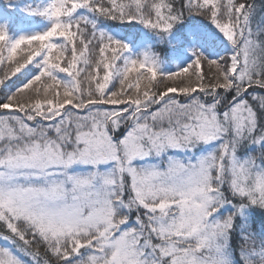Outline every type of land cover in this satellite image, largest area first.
<instances>
[{
	"label": "rangeland",
	"instance_id": "rangeland-1",
	"mask_svg": "<svg viewBox=\"0 0 264 264\" xmlns=\"http://www.w3.org/2000/svg\"><path fill=\"white\" fill-rule=\"evenodd\" d=\"M15 1L29 8L11 10L9 21L1 8ZM73 1L0 2V66L16 74L10 103L0 105V206L31 218L44 234L81 225L82 247L95 257L101 254L97 247L106 248L105 264H233L230 255L221 263L209 252L221 254L223 244L211 238L231 229L238 232L248 264H259L253 257L264 261V241H256L247 215L264 207V166L256 158L264 155V97L246 86L253 50L247 30L237 22L233 34L200 46L198 33L206 29L211 37L214 24L197 19L195 36L186 33L183 45L192 52L181 62L187 67L166 77L155 73L169 69L154 67L148 56L156 48L147 43L148 22L139 18L133 28H114L108 51L121 82L107 100L84 109L64 86L75 90L66 78L75 76L77 57ZM45 15L42 26L11 35L17 21ZM138 34L143 37L131 53ZM23 45L28 46L18 56L26 58H18L15 50ZM129 79L141 83L132 93L141 96L122 103ZM159 91V99L151 101ZM66 104L72 110L58 118ZM47 107L55 122L46 114L41 119L46 124L33 123L35 111ZM120 213L125 217L113 223L111 215ZM91 234L100 237L98 244ZM27 260L7 245L0 248V264H36Z\"/></svg>",
	"mask_w": 264,
	"mask_h": 264
},
{
	"label": "trees",
	"instance_id": "trees-1",
	"mask_svg": "<svg viewBox=\"0 0 264 264\" xmlns=\"http://www.w3.org/2000/svg\"><path fill=\"white\" fill-rule=\"evenodd\" d=\"M7 1L9 0H0V2ZM7 4L10 5L8 8H6ZM3 5L5 7L1 8V11H4L7 15L9 14V21L10 18L14 19L11 10L21 12L29 8L25 1L9 2ZM70 9L76 17L72 26L76 33L77 57L75 54L76 61L73 67L75 76L66 78H69L67 79L68 84H71V80L73 81L72 85L75 90L73 88L69 90L67 85L64 86L66 90L73 94V102L77 100V102L82 103L84 109L89 108L92 104L99 103L101 100H107L109 93L118 88L117 86L121 82V74L119 70H115L114 59L110 58L111 53L108 51V44L112 41V37H110L112 36L111 31L114 28H122L123 30L133 28L131 26L136 24L139 18L148 22L152 28V36L147 35V43H152L156 46L153 53L148 54V56H151L152 65L158 69H164V66L169 69L168 71H157L155 74L166 77L173 74L177 68L187 67V64H182L181 62L188 60L192 52L185 50L183 45L187 42L186 33L190 34V36H195L194 25L197 26V19L205 22H208L206 19H212V23L215 25L210 26L211 37H208L206 29L198 33L200 46H205L208 39L213 38V41L220 39L221 34H233L236 29L235 23L238 22L243 28V33L245 29L247 30L253 43V50L248 59V63H252L251 75L250 81L246 86L255 88L253 91H256V95L264 97V0H74L70 5ZM43 17L41 16L34 21L25 18L17 21V25L11 35H15L18 30L24 27L40 25L38 23L42 21ZM191 19L194 22H191ZM166 30H168V33L163 34V31ZM141 37L143 36L138 34L132 40L131 53L136 49L137 42ZM196 39L197 37H195ZM47 40L44 41V44L46 42L49 43L50 39L47 38ZM34 43L31 42L28 45ZM28 45H23V48L18 51L15 50L18 58H26L25 54L18 56V53H24V47ZM73 47L75 48L74 45ZM52 56L51 60H54L55 54ZM206 56L215 57V55H209V53H206ZM40 63L44 65L45 62L39 61ZM65 63L66 61L62 60L61 66L68 69L69 66L65 65ZM15 76L13 68L4 64L0 66V105L10 103L9 92L14 88L10 81ZM52 76L56 78L51 79L65 84L60 77ZM13 82L16 81L12 80ZM140 84L134 79L126 80V85L123 89L127 95L122 103H133L136 101L133 97L140 98L141 95L135 96L132 94L141 89L139 87ZM159 94L160 91L154 93L151 101ZM207 94L211 93L207 92ZM77 97L78 99H76ZM157 98L159 99V97ZM45 109L46 111L43 108L35 111L36 117L33 123L46 118V114H49L48 118L53 117L54 119L52 118L51 120L55 122L57 117L53 113V108L47 107ZM70 110H72V107L66 104L58 118L63 117L66 111ZM19 120L23 124L26 122L23 116ZM42 122L46 124L45 121ZM3 147V142L0 141V151H2ZM256 158L264 166V155ZM0 207V236L3 237L2 242H4V246L0 244V248L3 249L7 245L9 252H15L24 261L27 257V261L34 260L36 264H105L107 262L106 259L109 253L106 248L97 247L101 254L96 257L84 250L85 246L82 247V245L85 239L80 238L78 231L81 225L75 224L67 229L60 228L59 231L56 230L57 232L44 234V229L41 227L36 229V225L31 218L17 216L14 210L13 212L5 207ZM258 208L247 215L251 228L253 230L256 228L254 231L256 241L260 242L264 241V207ZM133 215L135 214L132 213L131 217ZM111 216L113 223L115 219L120 218L119 223L125 217V213L112 214ZM128 224L123 223L122 227H126ZM237 233L231 229L226 234L220 232L215 237H212L211 240L213 241L211 242L216 241L217 244L221 245L222 243L223 246L219 249L221 252L219 255L218 249H211L209 251L210 253L213 251V257L211 258L217 260L221 257V263H224L226 256L230 255L231 260H235L233 264H248V258L250 257H246V251L242 250L239 238L235 237ZM91 236L95 237L94 234H91ZM244 236L252 238L250 235ZM98 238H100L98 235L94 238L97 244ZM191 244L193 246L196 245V241ZM191 244L190 247H192ZM161 245L163 246L160 249L164 250L166 246L164 244ZM199 252L197 251L196 254H199ZM197 259L200 260V258ZM208 259L210 260V257ZM253 259H255L254 262L264 264V261H260L258 257H253ZM153 264H168V262L155 260Z\"/></svg>",
	"mask_w": 264,
	"mask_h": 264
}]
</instances>
